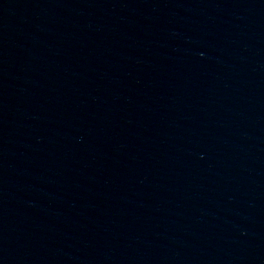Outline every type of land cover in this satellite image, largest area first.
Returning <instances> with one entry per match:
<instances>
[{
	"label": "water",
	"instance_id": "95a60500",
	"mask_svg": "<svg viewBox=\"0 0 264 264\" xmlns=\"http://www.w3.org/2000/svg\"><path fill=\"white\" fill-rule=\"evenodd\" d=\"M0 264H264V0H0Z\"/></svg>",
	"mask_w": 264,
	"mask_h": 264
}]
</instances>
